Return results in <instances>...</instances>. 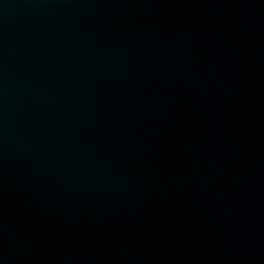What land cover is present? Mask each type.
<instances>
[{"label":"water","instance_id":"95a60500","mask_svg":"<svg viewBox=\"0 0 264 264\" xmlns=\"http://www.w3.org/2000/svg\"><path fill=\"white\" fill-rule=\"evenodd\" d=\"M0 264H50L1 186Z\"/></svg>","mask_w":264,"mask_h":264}]
</instances>
